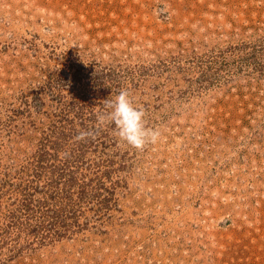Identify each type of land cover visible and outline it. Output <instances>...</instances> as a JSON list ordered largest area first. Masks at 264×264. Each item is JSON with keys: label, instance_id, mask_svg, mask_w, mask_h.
Returning <instances> with one entry per match:
<instances>
[{"label": "rangeland", "instance_id": "1", "mask_svg": "<svg viewBox=\"0 0 264 264\" xmlns=\"http://www.w3.org/2000/svg\"><path fill=\"white\" fill-rule=\"evenodd\" d=\"M0 264H264V0H0Z\"/></svg>", "mask_w": 264, "mask_h": 264}, {"label": "clouds", "instance_id": "2", "mask_svg": "<svg viewBox=\"0 0 264 264\" xmlns=\"http://www.w3.org/2000/svg\"><path fill=\"white\" fill-rule=\"evenodd\" d=\"M106 111L97 114L95 130H81L76 140L95 138L102 127L114 125L113 133L127 146L136 150H143L149 143H156L160 133L158 130L147 127L145 110L138 107L126 89L119 90L114 99L104 102Z\"/></svg>", "mask_w": 264, "mask_h": 264}]
</instances>
